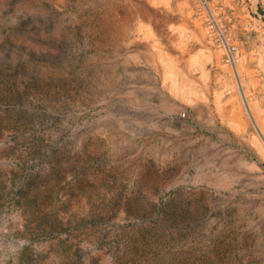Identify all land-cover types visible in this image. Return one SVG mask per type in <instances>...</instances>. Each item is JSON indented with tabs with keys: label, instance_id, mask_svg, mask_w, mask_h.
I'll list each match as a JSON object with an SVG mask.
<instances>
[{
	"label": "rangeland",
	"instance_id": "374dc122",
	"mask_svg": "<svg viewBox=\"0 0 264 264\" xmlns=\"http://www.w3.org/2000/svg\"><path fill=\"white\" fill-rule=\"evenodd\" d=\"M131 1L0 0V264H264V0L195 76Z\"/></svg>",
	"mask_w": 264,
	"mask_h": 264
},
{
	"label": "crops",
	"instance_id": "0c3cea01",
	"mask_svg": "<svg viewBox=\"0 0 264 264\" xmlns=\"http://www.w3.org/2000/svg\"><path fill=\"white\" fill-rule=\"evenodd\" d=\"M131 2L138 14V19L133 25L137 34L132 42L139 43L134 48L132 57L140 53V57L147 59H167L168 64L171 61L172 73L178 75L212 73V65L221 60L217 49H212L213 42L205 25V13L211 16L214 8L232 4V0ZM153 46L156 54H151Z\"/></svg>",
	"mask_w": 264,
	"mask_h": 264
}]
</instances>
